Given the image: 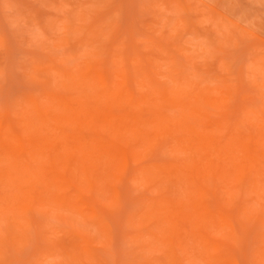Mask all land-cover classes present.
Listing matches in <instances>:
<instances>
[{
	"label": "rangeland",
	"instance_id": "1",
	"mask_svg": "<svg viewBox=\"0 0 264 264\" xmlns=\"http://www.w3.org/2000/svg\"><path fill=\"white\" fill-rule=\"evenodd\" d=\"M41 141L0 264H264V0H0V173Z\"/></svg>",
	"mask_w": 264,
	"mask_h": 264
},
{
	"label": "bare ground",
	"instance_id": "2",
	"mask_svg": "<svg viewBox=\"0 0 264 264\" xmlns=\"http://www.w3.org/2000/svg\"><path fill=\"white\" fill-rule=\"evenodd\" d=\"M31 120V119H29ZM45 141H41L38 143H33L32 144V148L31 151L29 152V156H26L29 160H31V162L33 163L34 166H29V165H25V166H20V164H15L12 167V171H8V172H1L0 173V187H10L9 190L10 194H8L9 192H4V194H2L3 192L0 191V213H10L14 212L13 210L15 209V206L18 205V200H20L22 198V196L27 195V190L30 187V180L25 178V175H35L38 172H41L43 167L41 165H39V162L41 160V158H43L44 154H43V150L41 149V145L44 143ZM21 149H23V146L21 147ZM124 153H128L125 151H121L117 158H119L121 160V158L127 160L130 155H124ZM142 173H145L146 175H148L151 178L154 179H165L162 181V183L164 182H168V183H172L174 181H182V182H186L185 180V174L183 173L182 170L179 169H169V167H160L158 165H156L153 162L150 163H145V165L142 166ZM185 175V176H184ZM251 183V187L252 188H257L258 184L257 181L256 183L254 182H250ZM175 185H173L174 187ZM188 188H192L188 187ZM167 191L168 189L165 188ZM180 190H178L177 192L179 193ZM187 191V189H186ZM193 191V190H192ZM171 192V191H168ZM175 192V191H174ZM194 192V191H193ZM192 192V193H193ZM7 193V195H6ZM191 193V192H190ZM4 195V196H3ZM168 200H166V198L162 199L161 202L158 204L157 200H154L153 203L149 204L148 206H146V212L148 214H153V218L150 219H145L144 223H145V235L148 236V241H145V238L143 240L144 243V247L146 246H155V247H160L161 245L167 243L168 245H171V247L173 245H179V239L173 237V236H169L167 233L164 234L163 233V222L160 219V213L162 211V206L163 204H165ZM203 209V215H204V222L206 225V220L207 221H212L214 219L213 214H215V211L213 210L212 206L210 204H206L202 207ZM23 210V209H22ZM25 211V210H24ZM15 214V212L13 213ZM16 216V215H14ZM220 217V216H219ZM17 218V216L15 217ZM147 240V238H146ZM178 242V243H177ZM196 242H198V244L201 247H204L205 252L201 253V255L204 257L206 255H211V250L216 249L217 246H214L213 242L205 237V236H200L197 238ZM199 246V247H200ZM185 250V247L184 249ZM193 253V251H192ZM197 253V252H196ZM199 254V253H197ZM200 259V258H199ZM198 259V260H199ZM205 259V257H204ZM204 259L202 261H204ZM230 264V263H229Z\"/></svg>",
	"mask_w": 264,
	"mask_h": 264
}]
</instances>
